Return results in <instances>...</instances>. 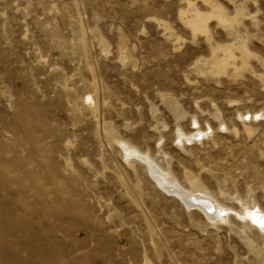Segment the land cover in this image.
<instances>
[{"label": "rangeland", "instance_id": "obj_1", "mask_svg": "<svg viewBox=\"0 0 264 264\" xmlns=\"http://www.w3.org/2000/svg\"><path fill=\"white\" fill-rule=\"evenodd\" d=\"M255 211L264 0H0V264H264Z\"/></svg>", "mask_w": 264, "mask_h": 264}, {"label": "bare ground", "instance_id": "obj_2", "mask_svg": "<svg viewBox=\"0 0 264 264\" xmlns=\"http://www.w3.org/2000/svg\"><path fill=\"white\" fill-rule=\"evenodd\" d=\"M220 17H219V19H220ZM188 25L192 29H200L201 28L196 19L189 21ZM195 136H202V133L200 131H196L194 133V135H192V137L183 135V136H179V139H184V141L187 142V141H191L190 139L194 138ZM127 150H129V149H127ZM132 152H134L137 155V159L146 166L147 170L149 171L151 178L155 181V183L157 184L158 187H160L161 189H163L166 192L172 193L178 199L182 200L187 206H192L191 200L202 202L203 204H205V207H203V208L205 209V211L208 212V213L204 214L207 217L212 215V213H213L212 211H214L213 209L218 210V212L220 214L222 212L227 211V209H224V208L221 209V208L217 207V205L214 201L208 199L205 196L195 195L191 192L186 191L178 183H176V181H174V179L172 177H170V173H168L165 170L156 166L146 156H144V155L142 156L134 150H132ZM254 219H255L256 223H258L259 225L262 224V226H264V214L263 213H261L260 211H255Z\"/></svg>", "mask_w": 264, "mask_h": 264}, {"label": "water", "instance_id": "obj_3", "mask_svg": "<svg viewBox=\"0 0 264 264\" xmlns=\"http://www.w3.org/2000/svg\"><path fill=\"white\" fill-rule=\"evenodd\" d=\"M191 203H192V206H193L194 208H197V209H199V210L202 209L201 211H202L203 215H204L205 213H208V212L205 211V209L203 208V207H205V204H203L202 202L191 200Z\"/></svg>", "mask_w": 264, "mask_h": 264}]
</instances>
